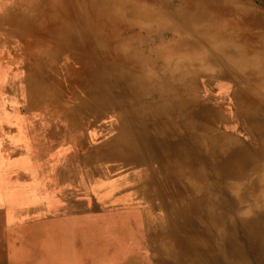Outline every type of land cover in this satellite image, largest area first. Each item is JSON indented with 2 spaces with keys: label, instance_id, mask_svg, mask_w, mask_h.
Returning <instances> with one entry per match:
<instances>
[{
  "label": "rangeland",
  "instance_id": "1",
  "mask_svg": "<svg viewBox=\"0 0 264 264\" xmlns=\"http://www.w3.org/2000/svg\"><path fill=\"white\" fill-rule=\"evenodd\" d=\"M7 1L0 0V260L3 256L12 260L17 255V259H22L20 264H193L192 255L183 252V246L167 241L179 234V228L153 223L144 207L126 198L124 193L118 195L124 196L126 202L95 192L82 169L85 151L65 135L66 129L63 132L54 126L47 108L51 109L52 105L56 108V103L31 102V86L68 103L74 95L84 94L80 91L81 84L89 86L85 71L96 73L100 81H109L110 88L117 82L111 78L109 68L120 74L127 71L130 77L145 74L142 86L154 81L159 86L174 87L175 91L169 90L174 92L169 101L172 107L183 102L193 113L200 108H211L219 121L209 126L210 137L252 146L257 133L264 129V0H211L214 5L203 12L198 11L199 0H122L121 7L110 5L111 10L118 12L119 19L107 20L99 28L112 48L120 52L105 62L97 59L102 56L91 31L89 40L84 43L80 38L78 47L68 37L59 41L53 35L49 44L42 43L48 29L52 32L53 27L58 28L67 19L71 21L67 33L82 36L84 26L77 15L78 0H60L67 5L65 13L55 14L58 19H52L57 0L43 5L37 17L40 29L31 31L23 25L22 34L12 23L20 20L17 9L3 12L1 4ZM22 1L17 7L22 8L24 16H31L32 8ZM148 8L158 10L163 17L170 15L174 24L176 19L187 17L188 27L180 34L172 33L163 28L168 17L162 19L156 14L151 22H142L141 9ZM196 15L202 19L195 18ZM206 17L213 21L207 23ZM178 34L182 42L176 40ZM22 37L27 39L24 43ZM44 48L52 51L51 66L61 64L64 51L75 58L65 63L64 70L70 73L66 85L76 81L81 82L79 86L67 87L58 82L44 64ZM122 56L129 57L131 62L127 64ZM202 57L206 58L205 63ZM256 86L262 87L259 92ZM82 95H78L79 100H84ZM93 103L101 102L93 101L90 105ZM76 108L83 110L80 106ZM76 108L72 105L74 115H78ZM122 109L123 113L116 117L118 127L123 126L126 131L137 128L142 136H146V130L154 132L152 120L129 110L127 103L122 102ZM203 124L186 130L183 126L181 133L202 136L206 134ZM167 125L182 126L176 116ZM98 129L102 132L98 141L101 149L119 147L107 131L100 126ZM126 133L130 139L137 136L135 132ZM209 164L205 163L204 167L209 169ZM227 180L234 185L242 183L243 189L238 194L241 196L245 191L247 197L243 205H238L237 194L229 195L225 204L216 207L215 211L223 217L214 231V240L224 248L220 233L235 235L251 257L250 263L259 264L252 259L244 220L254 216L251 211L254 195L264 196L261 187L264 158L249 167L242 181ZM121 220L128 225L120 223ZM55 230L61 237L59 242L53 239ZM107 230L115 233L103 235ZM124 241H131L130 247H122L120 254H116L114 243ZM204 258L205 264H213ZM220 264L232 263L222 253Z\"/></svg>",
  "mask_w": 264,
  "mask_h": 264
},
{
  "label": "bare ground",
  "instance_id": "2",
  "mask_svg": "<svg viewBox=\"0 0 264 264\" xmlns=\"http://www.w3.org/2000/svg\"><path fill=\"white\" fill-rule=\"evenodd\" d=\"M27 1L24 0L32 8L31 12L33 13L28 17L23 15L22 8L17 7L23 2L22 0H19L16 5L12 4L16 0H13V2L8 0L6 3L2 2L1 4V7L4 9L3 12L17 9L16 13L20 15V20L12 23L17 26L20 34H22L23 25L31 31L40 29L41 24L37 20L38 14L41 13L40 8L54 0ZM214 3L211 0H199L197 2L198 11L203 12L204 8L211 9ZM78 4L77 15L85 31H83L82 36L79 37L77 34L67 33L69 22H71L70 19H67V24L59 23V27H53L52 32L48 29V35H46L42 43L46 42L49 44L50 35H53V38H59V41L65 40L68 37L78 47L80 38L86 43L90 37L89 31H91L97 43L96 49L102 56H98L97 59L107 61L115 54H120L115 48H112V44L103 36L99 28L101 23L103 24L107 20L119 19L118 12L111 10L110 5L121 7L123 1L78 0ZM66 5L67 3L57 0L54 5L53 14L64 12ZM155 10L149 8L141 9V15L143 16L141 21L151 22L156 17L153 14H156L162 19L168 17V24H165L163 28L172 33L176 31L180 34V32L182 33L188 27L187 17H185L186 19L179 17L181 19H176V23L174 24L170 15L166 14L163 17L162 13ZM170 14L173 15L172 12ZM54 15H52V19H58L57 15ZM201 17V15H196L195 18L202 19ZM206 19L207 23L213 21L210 17H206ZM29 37L33 38L32 36ZM22 39L23 43L24 40H27L24 37ZM182 39L179 36L176 40H181L180 42H182ZM33 41L36 42L34 38ZM62 47L64 48V46ZM38 48L36 47V49ZM49 50H43V55H45L43 57L44 64L50 68L51 73L53 71L59 83L66 85V79L70 77V73L64 70V67L65 63L70 58H73V56L65 55L66 52L64 51L62 52L64 58L61 64L51 66L50 52L52 51ZM55 56L57 55L55 54ZM122 57L127 64L131 62L129 57ZM205 57H202L203 60L201 61L203 63L206 62ZM44 64L42 65L43 67H45ZM109 69L111 78L117 82L111 88L109 81L106 83L100 81L99 75L90 71H85L87 77H89V86L86 83L82 85L81 82L76 81L71 85H66L67 87H71L81 84L80 91L84 92V94L81 92L83 95H78H82L84 100H79L76 94L68 103L64 100L58 101V99L56 100L44 89L38 88L36 90L31 86V102L38 104H42L44 101L56 103V108L53 105L51 109L47 108L48 114L49 116L51 115L50 117L53 119L54 126H58V129L63 132L66 129L65 135L72 139L81 150L85 151L82 156V169L90 180L95 192L105 198L113 197L115 200H119L118 194L122 195L124 193L123 195L126 198L144 207L153 223L158 224L163 222L170 229L179 228L181 230L179 234L170 236L173 239L169 238L167 241L169 243L176 241L174 243L183 246V252L192 255L191 262L193 264H205L204 257H207L213 264H220L222 253L232 264H251V257L245 251L244 246L237 241V238L235 239L234 234V236H228L221 232L220 237L225 245L224 248L223 245L222 247L217 245L214 240V231H216V226L221 221L223 215L215 211V209L217 206L225 204L229 195L233 196L237 194V204H244L247 197L246 192L244 191V194L242 192L241 196L238 194L239 189H243L242 183L234 185V183L227 179L234 178L242 181L247 177L249 167L264 158V129L260 133H257L259 135H255L253 145L250 144L252 146H241L239 143L231 140L227 142L222 141L219 136L218 138H215L216 136L210 137L207 131L209 126L216 124L215 121H219L218 115H215L211 108H200L197 109V113H193L183 102L174 108L169 103L171 96L174 94V92H169V90L175 91L174 87L172 88L170 85L159 86L154 81L149 86H142L145 85L144 81L143 83L141 82L145 74L130 77L127 71H123L120 74L112 68ZM189 87L192 88L193 84L190 83ZM256 88L259 92L262 87L256 86ZM167 92L168 95L166 94ZM134 95L139 96V99ZM93 101L101 103H93L92 106L90 103ZM122 102L127 103L130 108L129 110H135L142 117L144 116L152 120L154 132L146 130V136H142L137 128L130 127L127 131L124 130L123 126H119V128L116 117L123 113ZM72 105L75 108L77 106L83 107V110L80 112L76 108L78 115H74L71 109ZM175 116L181 120L182 126L179 127L180 129L176 126L167 125L171 118ZM202 122L204 123L206 134L199 135L200 138L193 133H190L191 135L189 136L181 133L183 126L186 130L200 124L202 126ZM99 126L114 138L119 147L110 150L101 149L98 143L102 137V132L98 129ZM126 132H135L137 136L130 139L126 136ZM207 162L211 165L209 169L204 167V164ZM243 187L246 189L245 185ZM261 187H264V185ZM124 196H121L120 200H123ZM254 196L251 208L254 216L244 220V230L249 239L252 259L262 264L264 262V196L261 197L257 194ZM98 201L100 200L98 199ZM119 222L128 225L125 220ZM237 224H234V226ZM56 231L52 232L53 235ZM93 233L95 234L96 232ZM107 233L114 234L115 231L107 230L102 234ZM53 239L55 242H59L61 237L58 232L53 236ZM130 242H115L114 250L116 254H120L122 247L129 248Z\"/></svg>",
  "mask_w": 264,
  "mask_h": 264
},
{
  "label": "crops",
  "instance_id": "3",
  "mask_svg": "<svg viewBox=\"0 0 264 264\" xmlns=\"http://www.w3.org/2000/svg\"><path fill=\"white\" fill-rule=\"evenodd\" d=\"M5 258V256H3L2 257V259L0 260V264H6L7 263V261H9L8 262V264H10V262H12L13 261V264H17L18 262H19V264H20V262H22V259H17V258H19V257H17V255H14V258L15 259H9V260H6V259H4ZM35 259H31V262H33ZM38 260L36 259L35 260V262H37ZM36 264H38V263H36Z\"/></svg>",
  "mask_w": 264,
  "mask_h": 264
}]
</instances>
